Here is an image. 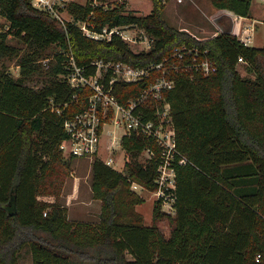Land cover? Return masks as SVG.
Listing matches in <instances>:
<instances>
[{"label":"trees","instance_id":"1","mask_svg":"<svg viewBox=\"0 0 264 264\" xmlns=\"http://www.w3.org/2000/svg\"><path fill=\"white\" fill-rule=\"evenodd\" d=\"M166 1L152 0L146 15L126 9L125 0L113 6L73 1L68 10L74 21L62 24L32 0H0V264H18L25 246L33 264H264V46L244 44L226 31L197 39L166 21ZM251 3L212 0L216 8L242 16L249 15ZM77 21L97 31L135 24L152 44L135 52L120 36L108 41L85 35ZM184 44L206 49L217 70L192 78L181 71L174 88L163 93L177 147L190 161L176 165L174 214L156 200L146 224L136 209L144 199L131 190L132 182L157 189V159L138 157L146 147L159 149L141 132L122 138L124 171L92 160L93 195L101 200L97 223L70 219L66 205L39 199L55 184L57 169L69 163L60 148L67 137L64 122L86 108L91 94L89 88L70 87L63 78L64 56L55 53L53 61L51 47L71 49L92 74L97 59L144 67ZM239 57L246 61V75ZM8 62L19 66L18 76ZM148 82L120 81L114 93L124 101ZM65 102L57 113L55 106ZM157 104L162 101L148 99L145 117H154ZM164 218L170 220L169 235L159 225Z\"/></svg>","mask_w":264,"mask_h":264},{"label":"built area","instance_id":"2","mask_svg":"<svg viewBox=\"0 0 264 264\" xmlns=\"http://www.w3.org/2000/svg\"><path fill=\"white\" fill-rule=\"evenodd\" d=\"M73 1L76 0H32V5L48 12L65 24L67 21H74L72 15L71 18L66 16V12H69L68 5ZM261 1L264 2V0ZM245 22L246 18L237 13L232 17L236 35L248 45L254 27L250 24L245 25ZM76 25L85 35L94 39L109 41L117 35L130 46L139 44L143 50L149 49L152 44V37L135 24L104 26L101 31L89 27L87 21H77ZM59 54L64 56L62 64L67 73L63 74V78L70 87L91 90V94L87 97L86 108L64 122L67 137L60 145L63 154L68 157L90 158L91 160L98 157L102 147L104 128L108 126V123L112 124L115 130H124L118 138L115 130L109 132L113 134L111 146H115L116 141L121 144L123 136L130 135L132 132H141L153 138L159 149L158 152L151 147L143 150L148 158H156L158 161L155 177L157 189L152 192L156 195V200L162 201L163 211L174 213L176 165H186L190 161L177 147L170 103L165 100L163 93L174 88L176 76L181 71L190 74L191 78L196 74L207 76L215 72L217 64L214 58L206 49L184 44L175 46L172 52L159 62L144 67H133L124 61L97 59L91 63L96 67L95 72L86 74L85 68L78 65L71 49H61ZM48 60L49 58L44 62L47 63ZM238 62L245 63L246 61L243 57H239ZM146 80L149 81L147 86L136 97L120 101L114 93V86L117 82L134 83ZM74 98H77L76 95ZM151 98L162 101V105H156L153 112L154 117H145V104ZM67 105L68 102L55 106L56 112L61 113L63 107ZM106 163L112 164L111 158L106 160ZM134 187L135 189L144 188L137 182H134ZM43 200L53 202L46 198ZM259 258L260 254L257 256V261Z\"/></svg>","mask_w":264,"mask_h":264},{"label":"rangeland","instance_id":"3","mask_svg":"<svg viewBox=\"0 0 264 264\" xmlns=\"http://www.w3.org/2000/svg\"><path fill=\"white\" fill-rule=\"evenodd\" d=\"M104 2L105 6H113L117 3L119 0H97V2ZM79 3H85L86 0H77ZM152 4V0H133L132 6L139 9V11L146 15L151 12V9L149 7ZM255 15L258 13H262L264 16V2L261 0H252L251 3ZM211 8V10L209 9ZM223 13L225 14H235L234 11L230 9H218L212 4V0H167L166 5L163 11V16L166 19V21L178 28L179 30H184L190 33L192 36H194L197 39H207L211 38L221 31H218L220 26V15ZM66 16L71 18V14L69 12H66ZM226 20L230 23V17L228 16ZM0 23L4 24L5 20L4 18L0 17ZM245 23H248L247 20ZM259 34H262L264 36V22L262 24H259ZM12 43H16L17 41L15 39H11ZM62 47L53 45L51 49L49 50L51 54V59L53 61H56V55L55 53H59ZM133 51L139 52L143 49L140 47V45H133L131 46ZM8 65L12 67L11 71L14 73L16 72V65L15 62H8ZM246 64L245 63H239L238 67L240 72L243 75L247 74L246 71ZM112 124L108 123V126L104 128V135L102 139V147L100 150V155L97 157L99 159H102L106 161V158L108 155H112L114 157V161L111 166L114 168L124 171L125 169V162L127 160V152L126 149L122 146V144L118 145L116 149V145L118 142L116 141V145H112L111 148L110 145V138L111 136L108 134V132L113 131ZM124 130H115V133L118 136L122 135ZM105 158V159H104ZM64 159H68L69 163L67 167L61 166L59 169H57L56 173L57 180L55 179V184L51 186H46L44 189V192L41 193L42 197H45L48 200L58 201L63 205H66L65 202L67 201L68 193L72 191V188L74 186V182L76 181L79 183V178H81L82 183V191L85 190L90 191L91 190V196L94 198L93 195V188L91 189L90 186H92V173H91V159L90 158H72L70 159L68 156L64 155ZM138 159L140 161H146L148 159L145 152H142ZM131 190L139 194L143 197L144 201L136 206V209L143 215L145 223L151 224L152 222V215H153V207H154V201L155 197L152 194V191L137 187L135 189L134 182H132ZM46 190V192H45ZM52 192V193H51ZM97 200H100L98 198H94ZM101 201V200H100ZM168 208V207H166ZM163 209H165L163 207ZM98 215V214H97ZM100 215V213H99ZM99 215L93 217L91 215V220H83V221H89L97 223L99 221ZM172 215V214H171ZM83 217V216H81ZM88 219V218H85ZM74 220V219H73ZM79 221V220H78ZM160 228L162 229L163 233L165 235L170 234L171 225L169 219H162L159 222ZM18 264H33L32 254L29 246H25L19 255Z\"/></svg>","mask_w":264,"mask_h":264},{"label":"crops","instance_id":"4","mask_svg":"<svg viewBox=\"0 0 264 264\" xmlns=\"http://www.w3.org/2000/svg\"><path fill=\"white\" fill-rule=\"evenodd\" d=\"M119 1H123V0H119ZM125 1H126V6H125L126 9L133 10L137 14H142L139 11V9L132 6L133 0H125ZM152 7H153V3L149 7V9L152 10ZM209 9L211 10V8H209ZM228 16L230 17V20L232 22L233 13L232 14L223 13L222 15H220V17L218 18V19H220L219 20L220 26H218V28H219L218 31L222 32V31H226L230 28L231 22L229 23L226 20V18ZM244 17L246 18V20L248 22V23H245V25L250 24L254 27V30L251 31V41L248 45L255 46V47L264 46V36L262 34L258 35L259 29H260L259 24H262L264 22V16L262 15V13H258L255 15L253 7L251 5L249 15L244 16ZM231 32L236 34V31L233 29V23H232ZM0 66H1V61H0ZM15 68H16V70H15L16 72H14V73L12 72V73L15 76H18L20 68H19V66H16ZM10 69H12V67H10ZM108 134L111 136L110 145H109V147H110L112 144V140H113V134L109 133V132H108ZM118 145L120 147L121 144H117L116 149H117ZM110 158H111L112 163L115 162L114 157H112V155H108L106 160H108ZM79 159H82V158H79ZM90 163L92 164V160ZM79 179H80L79 183H77L76 181L74 182V186L72 188V191L70 193H68L67 201L65 202L66 207L68 208V216L70 219H74V220H91L90 219L91 215H93V217L99 215L100 210H101V201L94 199L91 196V190L90 191L85 190L83 192L82 187H81L82 180H81V178H79ZM91 187L92 186H90V188ZM152 194L155 197V201H156V195L153 192H152ZM38 198L39 199H45V197H42V196H39ZM155 201H154V204H155ZM169 214L173 215L174 213H169ZM81 216H83V217H81ZM152 217H153V215H152ZM85 218H88V219H85ZM146 224H148V223H146Z\"/></svg>","mask_w":264,"mask_h":264},{"label":"water","instance_id":"5","mask_svg":"<svg viewBox=\"0 0 264 264\" xmlns=\"http://www.w3.org/2000/svg\"><path fill=\"white\" fill-rule=\"evenodd\" d=\"M231 29H232V22H231V26H230V28H229L228 30H226V32H230Z\"/></svg>","mask_w":264,"mask_h":264},{"label":"bare ground","instance_id":"6","mask_svg":"<svg viewBox=\"0 0 264 264\" xmlns=\"http://www.w3.org/2000/svg\"><path fill=\"white\" fill-rule=\"evenodd\" d=\"M231 32V31H230Z\"/></svg>","mask_w":264,"mask_h":264}]
</instances>
